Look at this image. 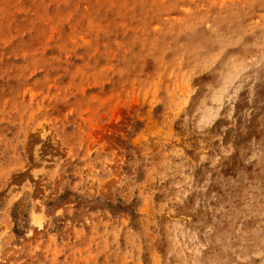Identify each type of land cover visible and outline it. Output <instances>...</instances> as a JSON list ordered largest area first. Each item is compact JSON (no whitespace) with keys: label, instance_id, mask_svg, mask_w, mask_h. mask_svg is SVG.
Wrapping results in <instances>:
<instances>
[{"label":"rangeland","instance_id":"rangeland-1","mask_svg":"<svg viewBox=\"0 0 264 264\" xmlns=\"http://www.w3.org/2000/svg\"><path fill=\"white\" fill-rule=\"evenodd\" d=\"M0 264H264V0H0Z\"/></svg>","mask_w":264,"mask_h":264}]
</instances>
